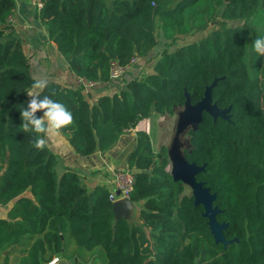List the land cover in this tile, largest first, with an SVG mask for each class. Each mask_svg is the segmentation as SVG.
Segmentation results:
<instances>
[{
  "label": "trees",
  "instance_id": "trees-1",
  "mask_svg": "<svg viewBox=\"0 0 264 264\" xmlns=\"http://www.w3.org/2000/svg\"><path fill=\"white\" fill-rule=\"evenodd\" d=\"M42 1L39 18L75 77L108 83L112 60H148L158 34L164 39L152 72L94 102L78 82L48 81L39 90L41 98L48 95L73 113L74 123L60 131L81 156L112 149L123 133L154 114L174 115L185 93L196 104L217 79L213 101L231 107L230 121L204 112L198 128L188 132L184 154L205 166L197 180L216 194L217 221L227 224L225 237L237 241L227 247L215 242L204 207L195 205L188 186L173 180L168 147L155 152L145 130H137V144L126 157L140 224L114 218L109 188L89 191L79 172L58 170L59 157L48 145L33 147L36 134L23 132L21 110L37 81L22 39L8 23L15 0H0V206L13 202L0 218V262L47 264L74 244L80 261L73 264L99 253L105 258L100 264H264L262 58L251 61L256 53L247 48L245 27L224 24L170 49L219 16L255 18L264 12V0ZM13 254L21 255L14 263Z\"/></svg>",
  "mask_w": 264,
  "mask_h": 264
},
{
  "label": "crops",
  "instance_id": "crops-1",
  "mask_svg": "<svg viewBox=\"0 0 264 264\" xmlns=\"http://www.w3.org/2000/svg\"><path fill=\"white\" fill-rule=\"evenodd\" d=\"M15 4L12 13L14 22L11 25L12 29L22 39L24 51L29 57L32 76L36 81H40L38 79V77H40L41 80L46 82L56 81L76 85V77L70 71L66 58L58 51L57 45L50 40L46 26L40 20L39 14L31 5L30 0H15ZM158 22L160 23V21ZM153 63L149 67L147 73L152 72ZM141 69L142 65L139 63L130 71L133 76L127 75L126 78L124 77L121 80H112L105 84H98L95 88L85 89L84 94L91 102H94L97 97L102 94L111 95L118 92L126 88L127 82L131 78L136 77L141 72ZM31 91H39V89H32ZM28 98L29 100L31 99L29 96ZM36 115L40 117L43 113L37 112ZM137 130H144V128H135L126 131L112 149L105 152L96 151L89 156L77 154L70 146L67 136L61 131L58 133H50L46 139L48 147L58 155L61 168L69 167L79 172L82 176L83 183L87 186L89 191L94 190L97 185L106 186L110 191H113L115 188L114 172L117 169L127 167V154L132 151L137 144ZM146 132L150 134V130ZM152 144L154 151L157 152L153 141ZM26 194L29 195L30 193L26 192ZM12 205L13 202L7 206H0V218L7 217ZM134 209L129 220L140 224L141 220L138 216L140 205L134 203ZM75 249L76 246L71 244L64 255L58 254L52 261L54 259H57V261L70 259L71 264H73V262H79L80 260L74 252ZM96 256H99V260L97 259L98 261L95 260ZM20 257L21 255L13 254L11 256V262L14 263L16 260L20 259ZM103 259V254L101 253L94 256L86 255L83 264H98L100 261H103ZM95 261L96 263H94ZM0 264L3 263L0 262Z\"/></svg>",
  "mask_w": 264,
  "mask_h": 264
},
{
  "label": "water",
  "instance_id": "water-1",
  "mask_svg": "<svg viewBox=\"0 0 264 264\" xmlns=\"http://www.w3.org/2000/svg\"><path fill=\"white\" fill-rule=\"evenodd\" d=\"M217 79L208 86L204 92L203 98L196 104H192L189 94L185 93L186 101L182 109L177 112L178 119L175 134L170 146L168 147V155L170 164L168 169L173 180L182 182L191 189L194 203L196 206L204 207L203 216L208 218V225L213 234L216 243H221L225 247L237 241V239H227L224 230L227 224L217 221V214L220 212L217 206H214L216 194L211 193L210 188L205 186L203 181L197 180V175L204 171L205 166H199L194 162L186 159L181 141L182 136L189 132L190 129L196 130L203 120V113L207 112L214 120L222 118L230 121V110L228 108H220L213 101L212 89L215 87ZM190 143V142H189ZM119 194V190L117 191ZM134 209V202L130 199H120L113 203V215L115 219L129 220ZM56 264H71V260H59Z\"/></svg>",
  "mask_w": 264,
  "mask_h": 264
},
{
  "label": "rangeland",
  "instance_id": "rangeland-1",
  "mask_svg": "<svg viewBox=\"0 0 264 264\" xmlns=\"http://www.w3.org/2000/svg\"><path fill=\"white\" fill-rule=\"evenodd\" d=\"M221 24H224L227 27H235V26L245 27L247 48L252 53L254 52L252 50L253 49L252 44L254 43L255 39L260 37L259 33L264 32V12H260L255 18H251L246 21L245 20H227V19L225 20L224 18L219 16L215 22L210 23L209 27L205 31L195 32L187 36H180L178 40L175 43H173L172 46H170V49H173L174 47H177L180 45H184L194 40H198L206 36L207 34H209L212 31V29L219 27ZM158 38H159V44L153 50L152 55L149 57V59L140 60V62L142 61L141 63L139 62L142 65V69H141V72L137 75V77L143 76L149 70V67L151 66V64L154 62V60L159 56V54L164 49L165 44H164V39L161 33L158 34ZM261 58H262V62H261L260 71H261V78H262L263 88H264V57L257 56L256 54L254 57H252L251 61L257 62L258 60L260 61ZM128 75L133 76L132 73H129ZM38 79L41 80L40 77H38ZM181 109L182 107L177 108L174 115L158 116L154 114L150 118L145 119L138 124L137 128H146L148 124L151 138H152V141L154 142V145L157 151H159L162 145H165L167 147L170 146L172 139L174 137V134H175L176 124H177V119H178L177 112ZM181 141L183 144V150H187L190 148L188 132L182 136ZM61 169L62 168L59 165L58 170H61ZM187 192L188 193L191 192V189L189 187L187 188ZM103 261H105V258L103 259ZM98 264H100V262ZM102 264H104V262H102Z\"/></svg>",
  "mask_w": 264,
  "mask_h": 264
},
{
  "label": "clouds",
  "instance_id": "clouds-1",
  "mask_svg": "<svg viewBox=\"0 0 264 264\" xmlns=\"http://www.w3.org/2000/svg\"><path fill=\"white\" fill-rule=\"evenodd\" d=\"M252 46L257 56L264 57V36L255 39ZM32 87L42 90L46 87V81H37ZM27 93L31 99L27 102V107L21 110L23 121L21 127L24 133L36 134L32 145L37 150H44L47 146L46 137L50 133H58L74 123L73 113L66 105L53 100L48 95L41 98L39 91H28ZM37 112H42L43 115L38 117Z\"/></svg>",
  "mask_w": 264,
  "mask_h": 264
},
{
  "label": "built area",
  "instance_id": "built-area-1",
  "mask_svg": "<svg viewBox=\"0 0 264 264\" xmlns=\"http://www.w3.org/2000/svg\"><path fill=\"white\" fill-rule=\"evenodd\" d=\"M33 8L39 13L43 7L42 0H30ZM14 22L12 14L8 18V23ZM141 58L139 56H133L130 62L126 65L120 64L117 60H112L109 67V75L111 80L123 79L139 62ZM77 82L83 86L84 90L95 88L99 82L89 81L84 78L76 77ZM144 130L149 131L148 124ZM128 131V130H127ZM134 185V175L129 168H120L114 172V190L111 191L109 198L113 202L120 199H130L131 192ZM119 190V194L117 191ZM58 261L54 259L50 264H56Z\"/></svg>",
  "mask_w": 264,
  "mask_h": 264
}]
</instances>
